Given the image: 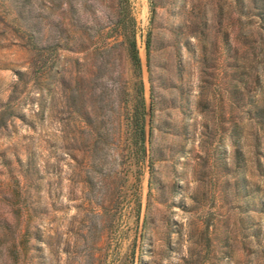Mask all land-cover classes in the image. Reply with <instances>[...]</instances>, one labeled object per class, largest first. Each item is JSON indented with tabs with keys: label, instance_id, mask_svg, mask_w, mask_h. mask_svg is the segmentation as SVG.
<instances>
[{
	"label": "rangeland",
	"instance_id": "rangeland-1",
	"mask_svg": "<svg viewBox=\"0 0 264 264\" xmlns=\"http://www.w3.org/2000/svg\"><path fill=\"white\" fill-rule=\"evenodd\" d=\"M247 2L0 0V264H264V141L227 93L264 97Z\"/></svg>",
	"mask_w": 264,
	"mask_h": 264
},
{
	"label": "trees",
	"instance_id": "trees-1",
	"mask_svg": "<svg viewBox=\"0 0 264 264\" xmlns=\"http://www.w3.org/2000/svg\"><path fill=\"white\" fill-rule=\"evenodd\" d=\"M246 6L248 13H251V15H256L254 12H259V18L261 19L263 26H264V0H248L246 4H243V6ZM148 43H149V37L146 38V55L148 58ZM129 54L130 58L134 64L135 67H138L141 69L140 64V57L139 53L136 47V39L134 32L131 33V36L129 37ZM251 55H254V52H251ZM262 56L264 57V49L262 51ZM233 57V55H231ZM234 62V61H232ZM230 66L236 68V64H229ZM235 70V69H234ZM247 75V74H246ZM229 76V81H232V85L230 90H227V93H229L231 98V105L234 106V108H241L242 112L247 116L246 119L248 121H251L253 123L254 131L252 133V145L254 149H258L260 145L262 144L261 139L264 141V97L260 98V101L255 100L254 97L251 95H246L245 90V81L246 79H242L241 75L239 76L237 74V71H232ZM247 78L249 79L250 77ZM244 83V85L242 84ZM239 84H242L239 87ZM244 92V93H243ZM249 92V90H248ZM247 93V92H246ZM264 94V92H263ZM264 96V95H263ZM232 145L234 146V159H237V162L241 161V158H239V155L241 154V151L239 149L240 140L237 136V129H238V122L239 119L237 117H233L232 120ZM143 152H144V144H143ZM260 161L259 157L255 159V166L256 169H260ZM235 186L238 189V191H243L244 195L245 193L248 195L250 194L247 189V184L245 179L239 180L238 178L235 179ZM257 189V185L254 184V189ZM263 209L262 203H254L253 210L256 212H261ZM256 222L250 223L249 227L252 228L250 230V235L254 239L255 243L261 248L262 244L260 243V235H261V227L256 226ZM254 226V227H253ZM263 247V246H262ZM258 252L261 254L263 261H264V249L258 250Z\"/></svg>",
	"mask_w": 264,
	"mask_h": 264
},
{
	"label": "water",
	"instance_id": "water-1",
	"mask_svg": "<svg viewBox=\"0 0 264 264\" xmlns=\"http://www.w3.org/2000/svg\"><path fill=\"white\" fill-rule=\"evenodd\" d=\"M140 64H141V69H142L141 58H140ZM149 120H150V103H147L146 104V110H145V121H144V124L146 126L149 125ZM147 138H148V131H147V129H145L144 130V134H143L144 153H145V155H146V151H147ZM140 234H141V229H139V231H138L137 246L139 244Z\"/></svg>",
	"mask_w": 264,
	"mask_h": 264
}]
</instances>
